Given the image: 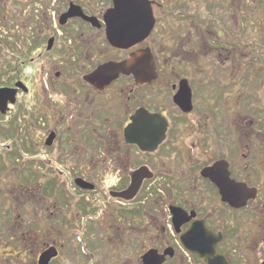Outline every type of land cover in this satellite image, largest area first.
Returning a JSON list of instances; mask_svg holds the SVG:
<instances>
[{"label":"flooded vegetation","instance_id":"af4514ba","mask_svg":"<svg viewBox=\"0 0 264 264\" xmlns=\"http://www.w3.org/2000/svg\"><path fill=\"white\" fill-rule=\"evenodd\" d=\"M28 1L0 7V264H98L102 229L141 264H264V0ZM207 87L243 113L215 126Z\"/></svg>","mask_w":264,"mask_h":264},{"label":"rangeland","instance_id":"374dc122","mask_svg":"<svg viewBox=\"0 0 264 264\" xmlns=\"http://www.w3.org/2000/svg\"><path fill=\"white\" fill-rule=\"evenodd\" d=\"M29 2L30 1H28V0H22V1H20V0H0V7L2 10L1 15H3V14L5 15V14L10 13L11 10L19 7V5L21 3H23V4L25 3L27 6H29ZM31 3H34V2H31ZM31 3H30V5H32ZM32 8H36V5L33 4ZM11 14L14 15V13H11ZM10 18L14 21L12 23L14 26L21 25V24H19V22L15 18V15L13 16V18L9 17L8 20H10ZM17 35L20 36V34H18V33H17ZM18 43H19V41H18ZM176 45H177V43L165 45L163 47V49H164L163 51H167L168 53H171L172 51H175L177 49L178 46H176ZM207 50L209 51V55H208L209 58L208 59H207V56L205 58H203L202 55H197V54H195V56H197L196 59H195V56H194V58H192L193 60L189 59V62H191V61H193L195 63L202 62L204 64L210 63L211 65H214V66H206V68L208 69V70L206 69V71H198L199 73L200 72L202 73V76L205 79H207V75H208L207 73H210L211 71L216 70L217 66H215V65H217L218 61H219V57L217 60V56H216L217 53L213 49L208 48ZM185 62H187V59H185ZM40 66H42V64H39L38 68ZM230 73L231 74L233 73L230 69L226 71L227 76ZM53 76H54V74H53ZM199 78H202V77L200 76ZM210 78L212 79V81H215L214 85H217L219 83V80H218L219 77H217L216 75L210 76ZM210 88L211 87H209V90H208V87H207L208 97H207V95L205 97L206 111L209 110V112H212V114H215L216 117H219V119L217 118V120H214V122H213L215 126H218L219 121H221L224 117H227L228 121H230V117H232L235 113H239V112L243 113V108H245L244 107L245 105L243 102L237 103V100L234 96H235V93H238V92L235 91V87H231L230 89H229V87L224 88V91L229 90L230 93L226 97L227 101H223V102H220L219 97H217V93H215L214 95L211 93ZM222 107L225 108L224 111L222 110ZM220 111H223L224 114H220L221 113ZM186 126H187L186 123H177V127H186ZM185 131L186 130L182 131V133H183V135H182L183 140L182 141H184L187 138V135H186L187 131H186V133H185ZM96 156H97L96 160H98V162H100V159H102V162H103V160L105 161V159L102 158L100 155H96ZM98 162L96 164H99L101 167H104V166H102V164H100ZM96 164H94L93 168H96L95 170H97L98 172L101 171V168L100 167L97 168ZM156 164H157V162H156ZM162 165H164V164H162ZM19 171H22V170H19ZM24 174L27 175L26 172ZM20 184L21 183H19V185ZM21 185H24L26 187H30L29 183H26V182L22 183ZM19 199H20V197H19ZM46 199L40 200V198L34 196V194H32L31 197H28V201L32 202L29 204L30 206L29 207L25 206L23 208V205H20V208L18 207L19 213L23 214V221H25V217L29 213V211H31V213H35V215L37 214V212H39V214L42 213L44 211L43 205L46 203V202H43V200L47 201ZM29 208H30V210H29ZM116 234H117L116 231H111V230H106V229H102V231H98V240L100 243V244H98V253L100 255V257L98 259L99 260L98 264H141L138 257H139V253H140V248H142V247L141 246L138 247V245H134L132 247L129 245H126L123 247L124 248V250H123V248L119 247L117 245V243L115 244L114 241H113V245H112V242H111L112 239L110 237H111V235H113L112 238L114 240H116L117 239V238H115ZM2 250H5V249L3 248ZM2 254H4V253H2Z\"/></svg>","mask_w":264,"mask_h":264},{"label":"water","instance_id":"95a60500","mask_svg":"<svg viewBox=\"0 0 264 264\" xmlns=\"http://www.w3.org/2000/svg\"><path fill=\"white\" fill-rule=\"evenodd\" d=\"M70 14H72L71 12H70ZM111 40H112V42L115 44V45H118V46H122V45H124V44H129V43H134V42H137L139 39H137V38H127V37H113V38H111ZM127 66H129V64L128 63H126V64H122V65H119V66H115L114 67V71H128V72H130V71H132V70H127L126 68H127ZM135 73H138V71H135ZM11 99V97H10V94H7L6 92H5V89H0V105H1V107L0 108H2V109H4V107H6V105H7V103H8V101ZM148 120V119H147ZM137 120H136V118H135V122H136ZM136 125V124H135ZM150 126H152V125H149V126H147V127H150ZM148 129H150V128H147V130ZM150 256V257H149ZM148 257V259H152V261L154 262V259H155V257H152V255H149Z\"/></svg>","mask_w":264,"mask_h":264}]
</instances>
